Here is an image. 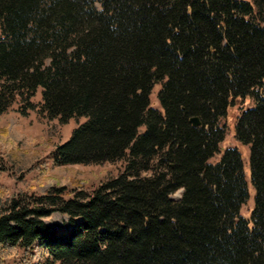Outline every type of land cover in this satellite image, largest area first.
I'll list each match as a JSON object with an SVG mask.
<instances>
[{
  "label": "trees",
  "instance_id": "trees-1",
  "mask_svg": "<svg viewBox=\"0 0 264 264\" xmlns=\"http://www.w3.org/2000/svg\"><path fill=\"white\" fill-rule=\"evenodd\" d=\"M13 107L85 119L55 166L124 167L88 191H12L5 162L31 190V158L0 134V264H264V0H0V114Z\"/></svg>",
  "mask_w": 264,
  "mask_h": 264
},
{
  "label": "rangeland",
  "instance_id": "rangeland-1",
  "mask_svg": "<svg viewBox=\"0 0 264 264\" xmlns=\"http://www.w3.org/2000/svg\"><path fill=\"white\" fill-rule=\"evenodd\" d=\"M161 84H155L151 92V106L161 109L158 101V92ZM42 90L39 89L34 99L36 103L41 101ZM238 112L229 110L227 125V136L222 145L223 150L229 147L239 149L244 163V172L249 182V200L241 209L242 216L249 218L254 208L255 189L250 182V149L234 138ZM85 119H72L67 124H61L58 120L50 121L38 116L36 112H31L27 117H23L16 112L13 107L9 112L0 114V134L8 136L11 142L31 158L32 171L24 170V179L30 183L31 190L23 185V182L16 179V170L11 164L5 162L4 184L12 191L29 190L36 195H43L51 187H65L68 191L74 189L91 190L110 178L117 177L123 170L124 163H105L100 166L72 165L58 167L53 164L52 152L56 146L65 143L71 137L73 131ZM143 131V130H141ZM221 157L217 155L212 162H216ZM182 190L177 192L172 199L178 202L182 196ZM68 221V217L56 213L47 221L51 227L63 226ZM12 264V260L8 261Z\"/></svg>",
  "mask_w": 264,
  "mask_h": 264
},
{
  "label": "water",
  "instance_id": "water-1",
  "mask_svg": "<svg viewBox=\"0 0 264 264\" xmlns=\"http://www.w3.org/2000/svg\"><path fill=\"white\" fill-rule=\"evenodd\" d=\"M192 124L195 126V127H200L201 126V121L199 120V118H193L191 120Z\"/></svg>",
  "mask_w": 264,
  "mask_h": 264
}]
</instances>
